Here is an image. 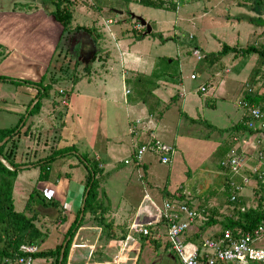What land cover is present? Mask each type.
Returning <instances> with one entry per match:
<instances>
[{"label":"rangeland","instance_id":"obj_1","mask_svg":"<svg viewBox=\"0 0 264 264\" xmlns=\"http://www.w3.org/2000/svg\"><path fill=\"white\" fill-rule=\"evenodd\" d=\"M165 1L166 4H169V0ZM172 1H177L175 10L158 9L138 3L130 4L124 2L123 0H71L72 4L70 13L73 16L71 25L72 30H70L71 33L67 34L66 39L65 37L62 38L60 46L57 50L58 54L57 52H55V57L51 65V72H53V75H50V81H53L55 78L60 79L58 82L53 84L49 97L43 98L41 100L42 102L44 99H46V111L41 113V106L38 113L31 115L27 119L26 125L22 128V131H25L27 127H29V130L20 138V149L23 151V155H27L32 149L37 150L35 148L36 144L34 140H38L37 144L49 145L48 147H46L43 155L50 156L52 154V151L56 150L57 148L55 144L51 147V143L45 142V140H49L50 138H52L53 133H56V137H58V135H60L61 133V137L65 142H61L59 144V147L74 148L77 150V155L75 153H66L63 156H54L53 160L49 163V166L51 168L49 180H54V178L58 175L60 177L66 176L68 178L69 176H74L75 179H78L80 177L82 179V177L84 176L82 179L84 180L87 176V171L90 170V168L89 165L85 164L86 160H83V155L95 170L96 178L99 177V187L102 185L101 183H103L102 186L106 188L108 178L112 174H114L113 178H111V180H109L108 182V188L112 194V197H118L121 201H125L126 199L128 201L131 198L132 204H135L134 206H136L140 199L145 195V191L140 183V181H143L144 178L140 179L139 175L141 174H138L136 169L140 168L142 171L139 172L143 173V165L145 164L144 161L149 162L150 164L146 166V168H149L147 171V179L144 180V182H149L147 187L150 188L151 186H155L159 191V206L161 205L163 200L169 199V197L162 199V192L164 190L173 191L176 187L178 188L180 184H188V190L190 191V194H192L193 196L199 195L205 198V202H203L202 200L197 201L198 204L201 203L199 205H202L203 203L202 206L207 207L208 210H211L213 209V207H217L218 205H220L219 207H217L219 208V214L218 217H215V219L216 221H221L225 217V215L229 213H222L226 212L225 210L229 209V205L227 202L229 201L228 196L230 194L228 193L227 189L236 179V176H231L230 174L223 172L220 168V160L224 156V153L228 148V138L233 134V128H231L230 130L225 129L226 127L218 128V125L216 127H208L207 118L206 120H199L195 118L196 120L192 121L190 116H187L186 114L190 113V110L186 108L184 101H177L173 99L172 95L177 93L178 90L181 91V93L187 92L190 86L189 84L192 82V78L190 77L192 67L193 69H195V73L197 74H195L196 77L198 76V78L194 80L193 83H199L208 78H205L204 71L201 70L202 63L198 64V62H201L202 59L197 60L196 57H194L191 53L193 48H198L196 46H199L206 52H217L222 48L223 43L229 45V42L231 40L237 42L238 38H240L241 40L238 41L239 43L235 44V46L237 47H245L246 45L250 44H253L256 47H262L263 42L261 40L264 34V26L253 24L248 19L249 17L258 15L257 12L261 13V17H264V0L262 5L258 7L259 11L257 12L254 10V7H256L255 0ZM178 2L180 3L178 4ZM40 4L41 0H0V11L22 10L23 12H31L41 8L43 10V6H41ZM101 9H103V12L101 15H98V12ZM50 10L51 9L49 8H44V12L46 13H49ZM106 13H108L110 16H113V21L109 24V27H106L108 24H106L107 22L105 23L106 19H104ZM135 14L141 15L146 18V23H149L151 25L152 33L144 34L148 36L147 40H149L151 43L154 41L158 43L156 49L154 50L156 54L160 55L165 53L173 55L177 52L176 54L178 56H181L180 52L186 53L187 51H189L190 53L189 57H187V60L182 64L181 73H178V71H176L175 65H172L171 67L173 73L179 75V79L183 80L184 91H182V87H179L178 89L174 88L171 92V96H169L166 102H162L161 107H159L163 112V118H170L171 116L175 117L173 122L175 123V127L178 130L177 134L175 133V131L173 134L168 133V131H163L161 135L162 127L160 126V124H157L158 120L155 117L154 119L156 121L153 122L152 125V130L155 132V135L161 140L174 146L176 151L172 162L168 165L161 164L158 161L157 157L150 153H146L145 155H143L141 161L137 162L133 156V151L138 143L132 138L130 145L126 149L118 151L115 154V159L110 160L113 168H105L104 171L106 172H103L102 175H100V172L102 171L100 170V168L102 165H98L97 163H100V161H106L107 151L103 150L104 142L100 141V138H98L97 134L98 131L103 128L104 124V120L102 117L103 109L104 107L110 109L111 103L108 101L106 102V106H100V103L98 101H96L95 99H91L90 106L86 110H83L81 107H79L80 103L82 102V96L79 94L77 89L71 88V83H74L81 77L87 76L85 68L87 67V65H91L92 63L96 62V67L98 70L99 68L103 70L105 68H108V72L112 71L113 80L111 81L110 86L116 89L117 95L122 96V93L125 92V89L129 88V94L125 96V94L123 93L124 99L127 97H134L135 99L133 101H143L142 96L144 95V93H142V91L137 88L134 90L131 85L132 82L126 84L124 80L126 76L135 77L136 75L139 76L143 74L138 73V70H131L124 67V64L122 62V55L120 53L121 51L118 50L115 45L114 47L116 51L113 49L112 51L110 49L113 46L114 42H116L117 40L134 38V31H139L144 28L146 30V27L144 25L137 22L138 19L137 16H134ZM3 15L4 14L0 13V21H3ZM161 18H163V20H167V26H164L166 30L163 31V34L165 36H162L160 32L155 31L156 25L153 23L154 20H159ZM225 23H231V25H225ZM76 25H83L85 27L92 28V31L91 33H88L83 30H74V27ZM134 26L140 29L134 30ZM123 31H125V33L121 34V32L123 33ZM0 32H2L1 29ZM110 32L112 33V35H115L113 39L115 41L111 40L112 36L110 35ZM102 33H104L105 36L102 35ZM77 42L79 46L75 51V46L74 49L72 48V46ZM70 44L73 45L69 47ZM200 48H198L199 51H201V53L206 56V53L202 52ZM92 49H95L97 53L96 60L94 58L90 59V55L93 51ZM105 49H108L107 53L104 52ZM2 50L3 45L0 51ZM6 50L8 49L5 48L3 50L5 56L7 55ZM88 50L92 51L88 53ZM230 53L231 52H229V55H231ZM251 54L254 53H250L248 55ZM234 55L237 56L239 54L234 53ZM109 59H112L114 61H110ZM152 60L155 63H152ZM163 61L165 60H157L156 57L153 56L151 57V61L144 62L142 69L145 72H150V74L145 75V79L147 81H153L151 71L156 67L158 62L160 66H162V64H164ZM109 64H111V66H114V68L110 69L109 67L111 66ZM105 70L103 73L107 72ZM124 73L125 75L124 77H122V74ZM3 75L7 77H13L6 74ZM11 84L0 82V128L14 127L21 116H26V113L24 114L26 108L31 109L34 103L37 101V99L34 98L37 92V88L34 87L35 89L33 91L28 92V97L23 96V99H25V104H18L17 98L18 96L21 97L20 94L24 90V87H28L25 90H32L31 85L21 84V87H15L17 85L14 84V86L12 85V87ZM131 89H133V92ZM60 90H63L64 94L59 93ZM10 92H12V95H9ZM4 95L9 97L10 100H7L8 103L13 101V98H15L16 96L15 105L11 106L8 104H4V101H1L4 99ZM65 95L68 100L67 105L61 102L62 97ZM234 95L235 94L233 93V96ZM240 95L241 93H239L235 97L228 96L226 100L227 103L232 106H239L241 108V105L237 103ZM145 97L146 99L144 102L146 103V105L148 106V104H151L152 107H154V98L152 97V94L149 93ZM33 98L34 100H32ZM243 99L247 100L246 98ZM201 100H204V98H202ZM30 101L31 104L29 106ZM247 101L251 103L249 100ZM257 106L262 112H264V105ZM10 107L16 108L17 110H10L9 112V109L7 108ZM146 107L142 105L140 111L134 113L135 115L133 116L135 117H132L129 122L139 117H142V119H146L149 114H155L152 112L153 109L152 111H149L146 109ZM165 108L169 109L165 110ZM212 109H214V107ZM137 110L138 109H133L134 112ZM129 111L131 113L133 112L131 109H129ZM156 113L158 112L156 111ZM205 113H211V111L209 112L206 110ZM36 116L48 117L50 121L49 126H44V128L42 129L41 126L44 125V121H42V119H37ZM180 118L183 119V122L181 124H178ZM243 119L244 117L241 118L239 124L235 125V130L240 126H244ZM62 123H64V125H62ZM160 123L161 125H163V121ZM216 131H221V133L224 132V136L221 139V142L220 135ZM79 135H84L86 138H91L92 141L89 145V148H85L84 146L86 145L77 142L81 138ZM163 135L165 136V138ZM76 136H78L77 140L75 139ZM219 146L221 148L218 150ZM95 153H97L98 155H95ZM60 156H66V158H61ZM37 159L39 158H32V155L30 156V158L24 157L22 155L18 158V160H23L24 163L30 164V166H25L22 169L31 168L32 163L34 164V166H37V164L35 163ZM120 159L121 162H118V160ZM125 160H128V162L125 163ZM253 164L255 166L261 167L259 162H253ZM64 172H66V174ZM37 173L39 175V167ZM35 176H32L30 172L24 173L21 171V174L15 180L14 188L16 192H14V199L16 210H24L23 208L25 207V204L31 192L30 189L32 190L33 188H35V186L37 188L39 187L38 189H40V191H42L47 197H49V199H54L52 195H48L49 192L52 193L53 191L52 188L50 191L47 189L48 187H51L46 184L49 181L42 182L39 186H37L35 185L37 183L35 181L36 178L34 179ZM187 178H191L192 182L189 183ZM125 182L130 183L124 186ZM113 184L120 185L123 189V192H119V194H116L115 191L118 190L111 188ZM71 185L72 184L66 186V192L68 193V195L72 194L77 197V191H80L82 184L80 181H76L75 184H73L72 186ZM99 187L98 191L100 195ZM249 187L250 186L239 193L238 198L239 200H241V203L238 204L240 206H253L255 204L254 198L258 193L262 191ZM149 188H147L148 194H150ZM179 190L183 191L187 189L185 187H181L178 189V191ZM55 193L56 190L54 194ZM68 195H66V200L58 205H53L51 203L52 201L50 200V202L48 201V204H42L41 201L36 197V199L33 200V209L35 214H37V217H35V223L41 231L45 233L49 232L48 238L44 241L45 243H41L39 245L40 250H46L51 246H56V244L58 245L62 242V233L59 230H55L53 227L56 225L51 223L54 218L59 220L61 217H75V213L72 216H70L69 213L71 210H73L71 209L72 207H78L79 203L81 202V197L79 196L80 199L77 197L76 200L70 201L68 200ZM145 196L147 197V195ZM47 200L44 201L47 202ZM194 200L196 201V198H194ZM223 200H225L226 202L224 203ZM84 212L85 208H83V210L81 209L79 218L82 214H84ZM100 214L101 213L99 212L97 217H101ZM85 215H89V217L90 215H93L94 217L96 216L95 212L91 211L85 212ZM160 217L161 216L159 212V218ZM98 221L101 222L104 221V219L98 218ZM208 221L209 219H207L203 225H207ZM205 227L206 226H204L203 228ZM46 229H49V231L47 232ZM208 231L210 232V234ZM213 231L214 230L206 229L205 232L199 233L204 237H208L213 233ZM168 248L169 249H167L166 254L162 255L161 260L156 261L154 260V258H152L151 263H148L146 260L144 262L140 261L139 264H179V258L173 251L169 243ZM191 248L192 243H187V251H189ZM48 261L51 260L48 259ZM41 262V259L35 257L32 264H41ZM127 264H130V262H128Z\"/></svg>","mask_w":264,"mask_h":264},{"label":"crops","instance_id":"obj_2","mask_svg":"<svg viewBox=\"0 0 264 264\" xmlns=\"http://www.w3.org/2000/svg\"><path fill=\"white\" fill-rule=\"evenodd\" d=\"M130 4H134V2H130ZM102 10L103 9L98 12V15L102 14ZM0 13L4 14V17L2 19L3 21H0V29L2 30V32H0V45H3V50L5 48L8 49L6 50L7 55L2 60H0V75L6 74L13 77L38 81L40 77L45 73L50 59L52 58V55L54 53L58 39L60 38L62 30L61 23L58 22L52 15H48L46 12H44L42 8L31 12H23L22 10H10L0 11ZM134 16H140L144 18L141 15L135 14ZM112 17L113 16H110L108 13H106L104 16V19H106L105 23L107 22V20L112 19ZM144 19L146 20V18ZM110 23H106L108 24L106 27H109ZM153 23L156 25L155 31L160 32L162 36H165L163 34V31L166 30L164 26H167V20H163V18H161L159 20H154ZM225 25H231V23H225ZM133 28L134 30L140 29L136 26H134ZM124 33L125 31H123V33L121 32V34ZM102 35H104V33H102ZM110 35L112 36L111 40H113L115 35H112L111 32ZM147 38L148 36L145 34V36L140 40H135L134 38L120 39L114 42L113 46L110 49L116 51L114 47L115 45L118 50L121 51L120 53L122 55V62L124 64V67L131 70H138V73L143 74L139 76L136 75L135 77L126 76L124 80L126 84L132 82L131 85L134 90L136 88L141 90V85H144L142 93H144V95H147L149 93L152 94V97L154 98V107H152L151 104H148V106L146 105V103L144 102L146 97L144 95L142 96L143 101H133L135 99L134 97H127L125 102L123 94L124 92L122 91V96H119L116 94V89L110 86V83L113 80L112 71L108 72V68H105L107 70H104L107 72L103 73V69H97L96 62L92 63L91 65H87V67L85 68L87 76L81 77L74 83H71V88L77 89L79 94L82 96V102L80 103L79 107H81L83 110H86L90 106L91 99H95L96 101H98L100 103V106H106V102L108 101L111 103L110 109L107 107H104L103 109L102 117L104 120V124L103 128H101L97 134L98 138H100V141L104 142L103 150L107 151L106 161H100V163H97L98 165H102L100 168V170H102L100 172V175H102L103 172H106L104 171L105 168H113L110 160L115 159V154L118 151L124 150L130 145L132 136L129 134V120L132 117H135L133 116L135 115L134 113L139 112L142 105L144 107L147 106L146 109L149 111H152L153 109L152 112L157 116H155L158 120L157 124H160V126L162 127L161 135L163 131H168V133L172 134L174 133V131L176 134L178 132L177 128L175 127V123L173 122L175 117L171 116L170 118H163V112L159 107H161L162 102H166L169 96H171V92L174 88L178 89L179 87H182V91H184L183 80L179 79V75L173 73L171 67L172 65H175L176 71H178V73H181L182 64L187 60V57H189L190 53L189 51H187L186 53L180 52L181 56H178L176 54L177 52L173 55L165 53L160 55L156 54L154 50L156 49L158 43H156L155 41L151 43L149 40H147ZM240 40V38H238L237 42L231 40L229 42V45L238 44V41ZM72 45L73 44H70L69 47H71ZM74 46L76 51L77 47L79 46L78 42L72 46L73 49ZM262 46L264 47V43ZM196 47L200 48L199 46ZM200 49L202 50V52L206 53V56L201 60V62H198V64L202 63L201 70L204 71L205 78H208L199 83H193V81L196 80L198 76L195 79L190 78L192 82L189 84L190 86L187 92L181 93V91L178 90L177 93L172 95L173 99L177 101H184L186 108L190 110V113L186 114L187 116H190L191 120L194 119L192 121H195V118L199 120H206L207 118L208 127H216L218 125V128L226 127L225 129L229 130L233 128V133L234 131H243L244 128L242 126L237 128L236 130L234 127L236 124H239L241 118L244 117V108L242 106L241 108L235 105L232 106L228 104L226 100L228 96L235 97L236 95L241 93L240 97L237 100V103L239 104L240 99L245 98V95L247 93H251V95H253L255 99H260L261 104L264 105V57L259 56L256 53L251 55L246 54L244 56H236L233 52L230 53L231 55L226 54L223 56H215L212 54L215 53L214 51L206 52L202 48ZM92 50H88V53L92 51V54L90 55L91 57H89L90 59L94 58L96 60L97 53L95 49ZM104 52L107 53L108 49H105ZM153 56L156 57L157 60L165 61H163L164 64H162V66H160L158 62L156 67L152 69L151 74L153 77V81L150 82L145 79V75L150 74V72H145L142 68L144 62L151 61V57ZM109 60L111 61L112 59ZM152 63L155 62L152 60ZM109 65L111 66V64ZM109 68H114V66H111ZM192 73H195V69H193V67L191 74ZM124 75L125 73L122 74V77H124ZM6 84L11 83L6 82ZM12 85L14 86V84H11V86ZM201 85H204L206 87V90L204 92L198 90ZM21 86L22 85H17L15 87ZM26 88L28 87H24V90L20 94L21 97L18 96V104L24 105L25 99H23V96L28 97V92L35 89L34 86H31L32 90H25ZM133 89H131L132 92ZM233 93L235 94L234 96ZM9 95H12V92H10ZM202 98H204V100H201ZM7 100H10L9 97L4 95V99L1 101H4V104L14 106L16 102V96L15 98H13V101L9 103L7 102ZM45 107L46 99L42 101V108L40 111L41 113L46 111ZM213 107L214 109H212ZM7 109H9V112L10 110H17L13 107ZM129 109H131L132 111L133 109L138 110L131 113ZM167 109L169 108H165V110ZM206 110L209 112L211 111V113H205ZM156 111L158 113H156ZM36 117L37 119H42V121H44V125L41 126L42 129L44 128V126H49L50 121L48 117ZM162 121L163 125H161L160 123ZM182 122L183 119L180 118L178 124H181ZM62 125H64V123H62ZM216 132L219 133L221 142V139L224 136V132ZM55 134L56 133H53L52 138H50L49 140H45V142H50L51 147L55 144L56 148L58 149L60 148L59 144L65 141L62 139L61 133L60 135H58V137H56ZM80 137L81 138L77 142L86 145L84 146L85 148H89V145L92 141L91 138H86L84 135H81ZM230 137L228 138V141H230ZM77 138L78 136H76L75 139L77 140ZM34 142L36 144L35 148L37 150L34 149V151L32 149L27 155H23L24 153L20 149L21 146H19L17 158L19 157L20 153H22V156L28 158H30L31 155L32 158L44 157L45 155L43 154L45 152V149L49 145L37 144L38 140H34ZM220 148L221 147L219 146L218 150ZM95 155L98 154L95 153ZM61 158H66V156ZM118 162H121V159L118 160ZM253 162L258 161L254 159ZM144 163V172L140 173L139 171H142L140 168L136 169V171L138 172V174L142 175H139L140 179L144 178V180H146L147 171L149 169L146 168V166L150 163L146 161H144ZM31 165L32 167L29 169L20 170L17 177H19L21 171L24 173L30 172L32 176H35L36 174L34 179L36 178L35 181L37 183H34L35 185L39 186L40 183L46 182L38 180V167L34 166V164ZM25 166H30V164H26L23 167ZM64 173L66 174V172ZM113 176L114 174H112L108 178L106 188L102 186L103 183H101L102 185L99 187L100 203L98 205L99 209L96 213V216L94 217L93 215H90L89 217V215H85V217L82 214V216H84V218L82 219V223L76 230L73 229L74 235L73 240L71 241L68 248L66 259L67 264H127L128 262H130V264H139L140 261L144 262L146 260L148 263H151L152 258H154V260L156 261L161 260L162 255H165L167 249H169L168 242L165 236V226L161 222L158 212V207L162 205L164 200L159 206L158 200L160 195L156 187L151 186L149 188L147 187L149 182L145 183L144 180H141V186L144 189L145 195H147V197L144 195V197L140 199L138 204L134 206L135 204H132L131 198L128 201L127 199L125 201H121L118 197H112V194L108 188V182L109 180H111V178H113ZM82 179L81 177L75 179L74 176H69L68 178L66 176L60 177L58 175L54 178V180H49L48 178L47 181L49 182L46 183L47 185L51 186L47 189L50 191L52 188L53 190L52 193L49 192L48 195H52L54 199L58 201V204H60L61 202L63 203L64 200H66V195H68V193L66 192V186L69 184L73 185L76 181L81 182L82 187L80 188V191L76 190L78 193L77 197H81V202L79 203L78 207L74 206L71 208L73 210L70 211V216H72L74 213L76 216L77 210L82 205V199L85 193L84 187L86 178L84 180ZM187 180L189 183L192 182L191 178H187ZM129 183L130 182H125L124 186ZM181 187H185L188 190V184H180L179 187H176L173 191L164 190L162 192V199H165L167 197H174L175 193L177 192L176 190ZM111 188L118 190L115 191L116 194H119V192H123V189L120 185L113 184ZM147 188H149L150 194H148ZM55 190L56 193L54 194ZM14 192H16L15 188L13 189V198L15 195ZM77 197L75 195L69 194L68 200L74 201ZM36 198L38 199L37 196ZM194 198H196V202L198 200H202L203 202H205V198L202 196L194 195L193 199ZM223 202L225 203L226 201L223 200ZM14 206L16 209L15 199ZM219 206L220 205H218L217 207ZM217 207L213 208H216V210L219 211V208ZM225 211L229 213L231 212L230 209ZM99 212L101 213V217H97ZM82 216L79 219H81ZM75 218L76 217H61L59 220L54 218L51 223L56 225L53 228L55 230H59L64 238L66 232L74 222ZM98 218H103L104 221L99 222ZM78 222L79 220L77 221V223ZM131 223L145 226L149 230V233L143 235L142 233L134 232L129 227ZM204 226L206 227L203 228ZM219 228V222H212V224L210 225L208 224L203 226L195 224L187 230L186 239L192 243H197V241L199 240V232L202 233L205 232L206 229H211L214 231L210 236H214L215 233L219 231ZM46 230L47 232L49 231V229ZM48 233L47 238L49 236ZM67 237L69 238L70 236ZM66 239L64 241L68 240ZM54 247L55 245L51 246L48 249H53ZM37 258L41 259V264H52L51 261H48V259L51 260L50 257ZM0 264H3L2 259L0 260Z\"/></svg>","mask_w":264,"mask_h":264},{"label":"built area","instance_id":"obj_3","mask_svg":"<svg viewBox=\"0 0 264 264\" xmlns=\"http://www.w3.org/2000/svg\"><path fill=\"white\" fill-rule=\"evenodd\" d=\"M112 21L109 19L107 23ZM261 41L264 43V34ZM191 53L197 60L205 57L198 48H193ZM190 77L194 79L195 73ZM198 90L204 92L206 87L201 85ZM129 92V88L125 89V96ZM60 93L64 94V91L60 90ZM124 101L126 102V98ZM61 102L68 104L66 95ZM239 104L244 108V130L234 131L231 135L227 153L220 160V168L223 172L236 176L227 191L230 194L228 200L237 203L238 211L255 209L264 214V112L245 99H240ZM154 117L155 115L149 114L146 119L139 117L129 122V134L138 143L133 156L140 162L143 155L150 153L161 164L168 165L176 150L155 135L152 130L153 122L156 121ZM254 159L261 167L253 164ZM248 186L262 191L254 198L253 206H240L239 193ZM158 208L160 220L166 228L167 242L178 256L180 264H264V220L251 230L237 231L236 234L229 229L220 232L216 238L199 234L197 243H192L186 239L187 230L195 224L203 225L209 219L210 211L207 207L197 204L189 190H177L174 197L164 200ZM129 227L143 235L149 233L145 226L136 223H131ZM187 243H192L189 251L186 249ZM38 250V245L34 243H22L15 257H4L2 263L32 264L33 254Z\"/></svg>","mask_w":264,"mask_h":264},{"label":"trees","instance_id":"obj_4","mask_svg":"<svg viewBox=\"0 0 264 264\" xmlns=\"http://www.w3.org/2000/svg\"><path fill=\"white\" fill-rule=\"evenodd\" d=\"M123 1L126 3L134 2L145 6H150L153 8L166 9V10H175L177 6V1L173 2L172 0H169V4H166L165 0H123ZM179 3L180 2H178V4ZM255 3H256V7H254V10L257 12L259 11L258 7H260V5H262L263 3V0H255ZM71 4H72L71 0H41L40 5L43 6V10L45 7L51 9L50 12L47 14L53 15V17L58 22L61 23L62 30H61L60 38L58 39L54 53L52 55V58L50 59L49 65L47 66L45 73L40 77V79L38 81H31L24 78L7 77L4 75H0V82H9L16 85L26 84L37 88V92L34 97L35 99H37V101L34 103L31 109L26 108L24 114L26 113L27 116L25 117L24 115L21 116L17 124L12 128H0V142L3 140L4 137L8 136V139L2 145H0V155H2L3 159L6 160L12 167H14V169H11L9 166H7L5 163H3L0 160V260L3 259L4 257H9L13 259L15 255L19 252V246L22 243H34L39 246L47 238V233L41 231L35 223V217H37L36 216L37 214H35L33 209V204H34L33 200L36 199L35 198L36 196L38 197V199L41 201L42 204H48V201L50 200L52 201L51 203L53 205H58L57 200H54L53 198L49 199V197H47L42 191L38 190L35 187L30 192L24 210L18 211L15 209L14 206L13 189H14V182L18 176L19 171L22 170L24 165L28 164V163H24L23 160L21 161L18 160V158L21 157L22 153H20L19 157L17 158L18 150L20 146V138L21 136H23V134H26L27 131L29 130V127H27L25 131H22V128L26 125V121L31 115H34L40 111V108L42 106L41 100L43 98L49 97L53 84L58 82L60 79V78H55L53 81H50V75L51 74L53 75V72H51V68H52L51 65L55 57L54 54L55 52H57L62 38L65 37L66 39L67 34L71 33L70 30H72L71 25H72L73 16L70 13ZM257 14L258 15L256 16L249 17L248 20L253 24L264 26V17L260 16L261 13L257 12ZM137 22L140 23L139 20H137ZM74 30H83L88 33H91L92 28L85 27L83 25H76L74 27ZM144 30L145 28L139 31H134L133 32L134 38L136 40L142 39L145 36ZM151 33L152 31L149 34ZM0 47H2V45H0ZM263 48H264L263 46L256 47L253 44L246 45L245 47H237L235 45L232 46L223 43L222 48L219 51L212 54L215 56H223L229 54V52H233L239 55L256 53L259 56L264 57ZM4 57L5 54L3 53V51H0V60H2ZM143 87L144 85H141V91ZM34 98L32 100H34ZM245 98L255 105H262L261 100L255 99L254 96L251 95V93H247L245 95ZM31 101L29 103V106L31 104ZM20 123H22L21 126ZM69 152L75 153L77 152V150L71 147L58 148L56 150H53L50 156H45L43 158L37 159L35 163L39 167L38 180L41 181L48 180L50 173L49 163L50 161L53 160L54 156L64 155ZM82 158L83 160H86L85 164L89 165L90 168V170L87 171V176L85 180L84 192L87 188L89 189L86 196L84 208H85V212L91 211V212H95L96 214L99 209L98 205L100 203V199L98 196L99 177L96 178V172L89 164V161L83 155ZM44 200L45 201L47 200V202H45ZM227 203L230 206L229 209L231 210V212L229 214H227V212H222L227 215H225V217L221 221H216L215 219V217H218L219 211H217L216 208H213L211 210L209 209L210 214L207 225L212 222H219L221 229V231L220 230L217 231L215 235L212 237L216 238L217 236L220 235V232L224 231L225 229L231 230L233 234H236L237 231L251 230L252 228L257 226L262 220H264V214L258 210L249 209L245 212H240L236 208L237 203H232L230 201H228ZM85 212L83 214L84 216H85ZM80 213H81V209L79 208L77 210V214L75 216L76 218L74 222L71 224L70 228L68 229V231L66 232L63 238L64 241L67 236H70L66 242L63 258L60 264H66L68 248L70 246V243L74 235L73 229L76 230L80 226V224L82 223V219L84 218V216H82V218L79 219ZM78 220L79 222L77 225ZM63 241L60 244L56 245L53 249L38 250L36 253L33 254V257L34 258L50 257L51 262L53 264H59V255H60V250L63 246Z\"/></svg>","mask_w":264,"mask_h":264},{"label":"water","instance_id":"obj_5","mask_svg":"<svg viewBox=\"0 0 264 264\" xmlns=\"http://www.w3.org/2000/svg\"><path fill=\"white\" fill-rule=\"evenodd\" d=\"M119 12H121V11H119ZM137 19L140 21V23H141L142 25H144V26L146 27V30H145L144 33H147V34L150 33V32H151V25H150L149 23H146L145 19L142 18V17H140V16H137ZM26 116H27V114H26ZM22 123H23V122H22ZM22 123H20V125H22ZM7 139H8V136L4 137L3 140L0 142V145H2ZM0 160H1L3 163H5L7 166H9L11 169H14V167H12V166H11L6 160L3 159L2 155H0ZM88 189H89V188L86 189V191H85V193H84V197H83V199H82V205H81V209H82V210H83V208H84V204H85L86 196H87V193H88ZM81 216H82V215H81ZM66 242H67V241L63 242V246H62V248H61V250H60L59 264H60V262H61V260H62V258H63V253H64V248H65Z\"/></svg>","mask_w":264,"mask_h":264}]
</instances>
